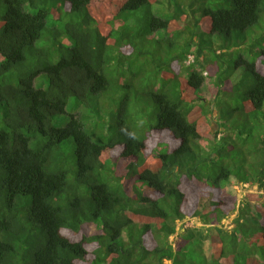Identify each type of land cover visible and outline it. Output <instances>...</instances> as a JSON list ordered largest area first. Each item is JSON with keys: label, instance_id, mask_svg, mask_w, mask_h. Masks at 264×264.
Instances as JSON below:
<instances>
[{"label": "trees", "instance_id": "1", "mask_svg": "<svg viewBox=\"0 0 264 264\" xmlns=\"http://www.w3.org/2000/svg\"><path fill=\"white\" fill-rule=\"evenodd\" d=\"M1 1L0 264H258L223 249L218 225L236 209L225 186L240 156L264 188V136L241 146L249 130L225 125L247 116L264 127V23L252 33L264 0H174L172 15L147 27L183 37L174 42L180 51L156 64L150 83L149 64L134 82L116 75L122 92L109 106L95 99L114 83L108 52L119 66L130 54L146 57L142 43H123L124 31L131 13L157 0H119L108 17V0ZM156 41L174 47L171 37ZM204 73L213 98L201 95ZM70 98L97 118L82 112L55 126ZM141 103L153 107L149 118L138 114ZM256 211L264 238V211ZM187 218L209 227L187 228L176 248L169 238Z\"/></svg>", "mask_w": 264, "mask_h": 264}, {"label": "rangeland", "instance_id": "2", "mask_svg": "<svg viewBox=\"0 0 264 264\" xmlns=\"http://www.w3.org/2000/svg\"><path fill=\"white\" fill-rule=\"evenodd\" d=\"M158 3L152 6H145L142 7L140 10L131 13L132 19L128 25L127 30L124 31V33L129 34L128 38H124L125 40L123 43H128L130 40H134L135 43H142L141 51L146 55L139 56V57H132V58H138V65L136 68H131V54L121 63L119 66L117 61L118 57L116 55V52L109 51L108 57L113 56L115 60L114 62H108L106 64V75L108 79L111 81L113 80V85L108 89L107 93L101 94L100 97H97L95 99L100 100L101 98H105V102L101 100V106H109V99L114 98L115 100L116 96L118 97L119 94L122 92L115 82V76H119V83L124 80V82H134L135 77L133 74H137L140 72V67L143 64L148 65L150 67V71L147 75L144 76L143 79L148 80V83H150V80L155 81L156 75L158 73L157 68L155 67L157 63H161L162 65H165L168 63V61L175 55L178 54L180 51L177 44L174 45V42L172 44L174 47L170 49L168 44H163L160 46L156 40H149V36L163 39L166 35L172 36L169 33H165L162 30H158L154 32V34L151 32L150 28H148V24L151 20V18L154 16L160 17L163 19H166L167 14L172 15L173 7H169V5L174 4V0H157ZM2 1L0 0V5ZM214 5V3H212ZM115 6H119V0H108L107 4V10L106 15L111 16L115 13H117L118 8L115 9ZM108 19V18H107ZM109 20V19H108ZM51 18L48 19V24L51 22ZM121 21L117 22V25H121ZM263 20H261L260 23H257L256 26L252 29V33L256 28L263 25ZM263 27V26H262ZM264 28V27H263ZM46 33V32H45ZM44 33V36L46 34ZM157 39V40H158ZM183 42V41H180ZM66 45H69L68 42H65ZM244 55V54H241ZM246 56V55H245ZM0 61L2 59L0 58ZM57 60H54V62ZM117 65L119 67H117ZM124 69V70H123ZM126 71V72H125ZM242 71V68L238 71H236L237 76L240 75ZM126 73V74H125ZM154 75V76H153ZM13 79L14 82H16L17 75ZM10 77H12L10 74L6 76V81L10 80ZM155 77V78H154ZM41 80L36 81V85H41L42 78H39ZM142 81V80H140ZM45 80L43 79V83ZM111 93V96H110ZM202 97L206 98H213L214 97V86L213 82L211 80H207L204 84V87L201 90ZM145 101V100H144ZM222 102V101H220ZM145 103H148L145 101ZM145 103H141L142 108L140 109L139 113L142 119H145V117L149 118L150 116L146 114V116L143 118V115L146 113L145 109H148V105ZM77 106L75 104L74 98H70L67 102L66 106V112L63 115H60L54 120V125L57 127H64L69 118L74 114L79 113H85L87 115L93 116L94 119L97 118L95 110H93L91 113L88 108H94L91 106H86V104H78ZM234 105V104H233ZM1 108V107H0ZM153 107H150L148 109V113H152ZM0 117H2V114H0ZM150 122H148L149 125ZM152 123V120H151ZM233 122H228L225 124L226 126H236V129L238 130H249V133L242 136V138L238 137V141L240 142V145L243 144V139H247V142L252 143V140H259L260 137H263L264 135V127H260L257 124L253 122V119L251 117L247 118V116H242L241 120H236V124H232ZM216 129V126H213ZM230 127L228 128V133L230 134ZM251 133V134H250ZM224 139L225 136L223 135ZM209 142V141H208ZM72 143V139L65 141L62 146ZM203 145V143H202ZM205 150H208L209 143L206 145H203ZM242 157L240 156L238 163L236 164V170H235V176L236 177L232 180L230 184H226V195H235L237 198L236 202V209L234 211L228 212V216L225 219H222V224H219L218 227L220 230H222L221 234V240H223V249L233 253L235 249H237V253L241 255V259L244 258L246 252H248L251 257L252 262H257L258 264H264V260L262 257H264V238H261L258 233L260 232V224H258V221L260 220V213L256 211V206H259L261 210L264 211V188H260L258 185L253 184L255 181V171L253 168L244 170L242 168ZM231 169L232 166H229ZM263 166H259V169L261 170ZM124 169V165L120 167V170ZM253 173V174H252ZM254 178V181H253ZM242 183H239V182ZM187 190L196 193L197 190H195L192 186H186ZM241 207V208H240ZM239 215V217H237ZM237 217V218H236ZM223 218V216L221 217ZM220 218V219H221ZM236 218V220L233 223V220ZM240 220V221H239ZM209 225L205 224L204 221L200 220L199 218H187L184 221L178 223L177 225V233L174 236H171L170 242L177 248L178 241L181 244H184V242L181 240L180 235L184 233V231L189 228L190 230L194 231L195 235L198 234V232H204L206 231ZM89 234H96L98 231L92 226L88 229ZM262 233V231H261ZM232 235L236 236L235 238H232ZM226 236H230L226 237ZM206 246L203 244L202 249L206 250ZM244 255V256H242ZM248 259L247 261H249ZM221 262V261H220ZM222 263V262H221ZM164 264H171L170 261H164ZM252 264V263H251Z\"/></svg>", "mask_w": 264, "mask_h": 264}, {"label": "clouds", "instance_id": "3", "mask_svg": "<svg viewBox=\"0 0 264 264\" xmlns=\"http://www.w3.org/2000/svg\"><path fill=\"white\" fill-rule=\"evenodd\" d=\"M171 15L170 14H167L166 16H164V17H170ZM188 23V22H187ZM182 30V29H181ZM163 32H165V33H168V32H166V31H164V30H162ZM180 31V30H179ZM177 32V31H176ZM153 34H154V32H153ZM170 35L172 34V36H171V39H172V41L173 42H176V43H180V44H183V42H184V39H183V37L182 38H177V37H173V35L175 34L174 33V31L172 32V33H169ZM168 37H170V36H168V35H166L165 36V38H163V39H166V38H168ZM156 39H158V38H154V37H151V36H149V40H156ZM159 40H162V39H159ZM180 41H183V42H180ZM0 58H1V56H0ZM2 59V58H1ZM194 60H195V55L194 54H189L188 56H187V60H186V65L187 66H189V65H191L193 62H194ZM1 62V61H0ZM204 75V77L206 78V81L209 79L208 78V75H207V73H204L203 74ZM161 77H163V75H161ZM159 78H160V76H159ZM210 80V79H209ZM206 81H205V83H206ZM203 87H204V85H203ZM202 87V88H203ZM201 145H202V141H201ZM203 146V145H202ZM257 185V184H256Z\"/></svg>", "mask_w": 264, "mask_h": 264}]
</instances>
